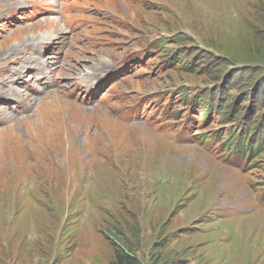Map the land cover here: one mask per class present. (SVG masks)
Here are the masks:
<instances>
[{"label":"rangeland","instance_id":"374dc122","mask_svg":"<svg viewBox=\"0 0 264 264\" xmlns=\"http://www.w3.org/2000/svg\"><path fill=\"white\" fill-rule=\"evenodd\" d=\"M53 3L0 0V264H264V0Z\"/></svg>","mask_w":264,"mask_h":264},{"label":"trees","instance_id":"16d2710c","mask_svg":"<svg viewBox=\"0 0 264 264\" xmlns=\"http://www.w3.org/2000/svg\"><path fill=\"white\" fill-rule=\"evenodd\" d=\"M254 129L255 128H253L252 132L254 131ZM252 132H250V134ZM252 138H255V134L252 135ZM235 142H236V140L235 141L231 140L229 144L234 145ZM243 142H245V141H242V139H240L238 144L243 145ZM229 144H227V146H229ZM251 151L255 152L258 150H257V148H252ZM112 264H140V262L138 261V259L134 255H132L131 253H129L125 249H122L120 252L115 253L114 262Z\"/></svg>","mask_w":264,"mask_h":264},{"label":"clouds","instance_id":"9594fccd","mask_svg":"<svg viewBox=\"0 0 264 264\" xmlns=\"http://www.w3.org/2000/svg\"><path fill=\"white\" fill-rule=\"evenodd\" d=\"M254 130H255V129H254ZM250 132H252V130H251ZM250 132H249V133H250ZM249 133H248V134H249ZM252 133H253V132H252ZM252 133L250 134V136H248V138H246V139H247V142L252 138V135H254V134H252ZM255 136H256V135H255ZM240 139H241V138H240ZM240 139H239V140L236 139V142H235V143H237V140H238V142H239ZM234 141H235V140H234ZM242 141H243V139H242ZM245 142H246V141H245ZM247 142H246V144H248ZM243 143H244V142H243ZM238 146H241V145L238 144ZM257 150H258V149H257ZM252 152H254V151H252ZM255 152H256V151H255Z\"/></svg>","mask_w":264,"mask_h":264},{"label":"bare ground","instance_id":"6f19581e","mask_svg":"<svg viewBox=\"0 0 264 264\" xmlns=\"http://www.w3.org/2000/svg\"><path fill=\"white\" fill-rule=\"evenodd\" d=\"M42 63V62H41ZM6 99H8V98H6Z\"/></svg>","mask_w":264,"mask_h":264}]
</instances>
